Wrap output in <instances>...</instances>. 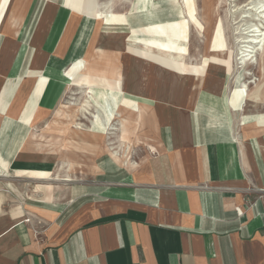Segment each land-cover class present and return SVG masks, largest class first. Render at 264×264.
<instances>
[{
    "label": "crops",
    "instance_id": "0c3cea01",
    "mask_svg": "<svg viewBox=\"0 0 264 264\" xmlns=\"http://www.w3.org/2000/svg\"><path fill=\"white\" fill-rule=\"evenodd\" d=\"M166 1L102 15L89 0L0 1V264H264V126L245 117L237 134L246 106L227 70L150 57L153 18L176 8ZM104 39L125 42L93 67ZM73 87L119 146L43 141ZM125 119L141 123L139 150L123 145Z\"/></svg>",
    "mask_w": 264,
    "mask_h": 264
},
{
    "label": "rangeland",
    "instance_id": "374dc122",
    "mask_svg": "<svg viewBox=\"0 0 264 264\" xmlns=\"http://www.w3.org/2000/svg\"><path fill=\"white\" fill-rule=\"evenodd\" d=\"M67 2L76 3L80 8L85 5V0H64ZM170 1V0H169ZM172 1H176V3H172ZM170 1L172 7H176L173 11L171 10L166 11L164 10V16L167 18L170 13H178V16L181 17L178 9L180 3L178 0ZM198 5V14L201 21L204 23L205 31L203 34V38H198V31L196 28H190V30H186L185 33L190 39V43L186 45V48H189V55L186 56V64L183 63V68H185L188 72H191L193 66L196 64L208 66L211 63L208 60L202 61V57H208L211 55L210 52V41L212 38V34L214 31L215 26L217 27L214 31L213 36V47L217 51L223 53L225 52L224 49V42L228 41L229 48H237L238 43L244 33L248 31H252L253 29L260 28L261 30L264 29V13L260 11L264 10V0H196ZM142 4H146L145 2H141ZM115 4L118 11L122 12L123 14L128 10L129 5H132V0H99V6L103 14L106 12L113 13ZM133 6V5H132ZM243 15V17H242ZM245 15V16H244ZM161 16V15H160ZM159 15L156 14V17L153 18V24L158 23L160 18ZM249 16V17H248ZM233 18V19H232ZM216 19V21H215ZM240 19V20H239ZM244 19V20H243ZM177 20H180L179 18ZM181 20L185 21L184 17H181ZM243 20V21H242ZM231 21V23H230ZM179 23V21H174V23ZM215 23V24H213ZM222 24L225 26V33L222 29ZM214 27V28H213ZM253 27V28H252ZM195 29V30H194ZM248 29V30H247ZM252 29V30H250ZM235 38V39H234ZM125 40L122 41H114L113 39H104L99 40L96 47L93 49V53L91 55V66L98 67L99 64L102 66L107 64V61L111 59L113 56L112 53H106L105 51H109L111 47L115 44L123 43ZM202 42V43H201ZM234 42V43H233ZM236 43V44H235ZM236 45V46H235ZM203 52V53H202ZM232 55L231 51L227 54ZM263 54V53H261ZM264 54L261 56H257L256 65L251 66L250 71L252 73V80L251 84H249V97L247 98V105L245 108V112L238 116L237 120V134L239 137L242 136L241 130L245 127L247 121H244L245 117L251 116H258L261 113V103L258 101V97L264 99ZM193 58L199 59L201 61H197L193 64ZM200 62V63H199ZM218 67V66H217ZM227 65L224 67H220L226 71ZM91 68V67H90ZM91 71H93L91 69ZM90 71V72H91ZM256 74V75H255ZM245 71L240 70L235 77V81L238 83H243L245 81ZM255 79V80H254ZM253 82V83H252ZM258 82V83H257ZM255 83V85H253ZM82 88L73 87L70 88L59 108V110L54 114L55 121H46L43 125V132L46 133V138H43L45 143H49V140L55 139L57 141V145L59 147H74L73 151H81L82 146H92L98 145L106 146L107 149L112 146H119V139H117V135H119L118 131H110L108 127L106 128V132L104 134H98L95 130L104 128V124L98 123L96 128H91V123L88 119L89 113H87L86 108V98L85 92ZM255 98V99H254ZM125 117H129V115H124ZM127 121H123V127L119 129L120 122L114 123V128L119 129L122 135L125 132L128 133V137L122 140L123 145L126 144L133 149L139 150V140L137 139L142 138L143 132L139 135V131L141 130V123L139 121L125 119ZM249 125V124H248ZM252 124H250L251 126ZM113 129V128H112ZM115 135L113 136V134ZM109 134H112L110 136ZM51 135V136H50ZM97 135H102L98 137ZM132 135V136H130ZM50 136V137H48ZM85 144V145H84ZM121 144V143H120ZM122 145V144H121ZM64 156V155H63ZM122 160L129 158V156L122 154ZM135 158H141V155L138 154ZM0 176L6 177L8 174L4 173L3 167L7 169L5 163L2 164L0 159ZM3 171V172H2ZM0 177V194L5 190H8L6 186L7 179H3ZM74 178V177H73ZM76 179V178H74Z\"/></svg>",
    "mask_w": 264,
    "mask_h": 264
},
{
    "label": "bare ground",
    "instance_id": "6f19581e",
    "mask_svg": "<svg viewBox=\"0 0 264 264\" xmlns=\"http://www.w3.org/2000/svg\"><path fill=\"white\" fill-rule=\"evenodd\" d=\"M178 1L180 3V6H182L181 9L180 8L178 9V11L181 14V17H184L185 21L181 20V17H179L180 19L178 20L179 23L176 22L174 23L173 20H171L172 18L170 16L165 18V16H163L164 15L163 12V15L160 16L158 23L151 26L150 29L151 47L149 53L152 59L159 61L164 65L169 66L171 69L177 72L187 73L188 71L185 68H183V63L186 64L187 62L185 59L186 56L189 55V48H186V45L190 43V39L185 33V31L186 30L189 31L191 27L192 28L194 27L197 29L199 33L198 38L200 37L201 39L204 37L203 34L205 31V26L199 17L198 5L196 0H178ZM64 2L67 4V1ZM163 2L167 3L168 1L162 0V3ZM174 2L176 3V1H172V3ZM89 3L92 4L94 11L100 13L101 15L103 14V11H99V0H89ZM260 12L264 13V10ZM216 28L217 27L215 26L214 31L216 30ZM222 29L224 34H226L225 26L223 24H222ZM214 31L210 41L211 55H209L208 57H202L201 60L202 61L208 60L211 64L217 65L218 67L219 66L224 67V65H227L226 70L229 75L228 79L231 86V102L234 107L240 110H244L245 106L247 105L246 102L247 98L249 97V84H251V80L253 79L250 68L251 66L257 64L256 63L257 56L259 55L262 56L264 54V29L262 30L260 28L253 29L252 31H248L247 33H244L242 38L239 41L237 40L236 42L238 43L237 48H232V49L229 48L228 46V41L226 36V40L224 42L225 52L223 53L217 51L215 48H212L214 46L213 45ZM230 51L232 55L230 54L228 55V57H226ZM193 60H195V58H193ZM204 69L205 68L203 64L202 65L196 64L195 66H193L192 71L195 72L196 74L204 75L205 74V72H203ZM240 70L245 71L246 79L243 83L240 82L237 83L235 81V77ZM83 72H85V65L83 66ZM253 85H255V83ZM258 101L263 103L261 104L262 106L261 113L258 116L249 117L248 121H254L255 123L259 124V126L260 125L264 126V99L258 97ZM33 175H46V174H33Z\"/></svg>",
    "mask_w": 264,
    "mask_h": 264
}]
</instances>
